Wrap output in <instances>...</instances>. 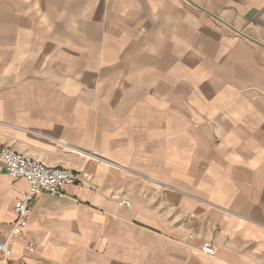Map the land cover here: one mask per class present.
I'll use <instances>...</instances> for the list:
<instances>
[{
  "label": "crops",
  "instance_id": "0c3cea01",
  "mask_svg": "<svg viewBox=\"0 0 264 264\" xmlns=\"http://www.w3.org/2000/svg\"><path fill=\"white\" fill-rule=\"evenodd\" d=\"M5 147L79 182L0 264H264V0H0Z\"/></svg>",
  "mask_w": 264,
  "mask_h": 264
},
{
  "label": "built area",
  "instance_id": "2783aa9c",
  "mask_svg": "<svg viewBox=\"0 0 264 264\" xmlns=\"http://www.w3.org/2000/svg\"><path fill=\"white\" fill-rule=\"evenodd\" d=\"M0 162L10 178H24L28 182V191L22 202L15 208L14 226L6 240L0 244V254L8 258L11 255V247L19 237L25 234L31 217L30 205L33 201L41 194L64 197L63 186L74 185L79 182V178L70 170L44 166L6 147L0 149ZM122 204H128V202L125 201ZM36 249L37 242L29 240L26 246L27 252L33 254ZM203 251L213 256L217 249L207 245Z\"/></svg>",
  "mask_w": 264,
  "mask_h": 264
}]
</instances>
